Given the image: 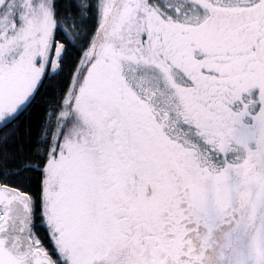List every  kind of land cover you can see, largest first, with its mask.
I'll return each mask as SVG.
<instances>
[{"label": "snow or ice", "instance_id": "obj_1", "mask_svg": "<svg viewBox=\"0 0 264 264\" xmlns=\"http://www.w3.org/2000/svg\"><path fill=\"white\" fill-rule=\"evenodd\" d=\"M0 264H264V0H0Z\"/></svg>", "mask_w": 264, "mask_h": 264}]
</instances>
